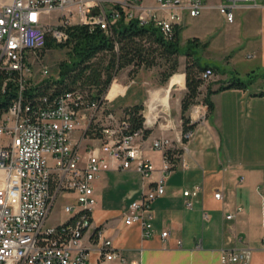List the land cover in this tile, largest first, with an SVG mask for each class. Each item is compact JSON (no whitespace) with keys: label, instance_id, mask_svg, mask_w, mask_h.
I'll return each mask as SVG.
<instances>
[{"label":"built area","instance_id":"2783aa9c","mask_svg":"<svg viewBox=\"0 0 264 264\" xmlns=\"http://www.w3.org/2000/svg\"><path fill=\"white\" fill-rule=\"evenodd\" d=\"M257 5V0H227L216 8L231 23L234 9ZM204 8L203 0H152L151 4L143 0H11L0 6V264H90L82 239L91 227L96 204L93 182L108 170L134 168L139 173L141 198L130 203L123 223L138 224L148 238L151 204L164 194V182L177 166L166 151L177 145L183 153L195 133L194 129H180L173 139L161 135L151 140L149 148L162 154L156 170L144 154L143 129L130 131L127 119L111 110L109 103L120 92L108 97L110 86L99 104L92 102L88 107H83L82 95L72 91L59 94L50 103L42 99L34 104L29 96L50 78L42 61L47 38L65 44L67 29L75 25L98 26L111 34L122 19L151 24L169 38L185 17H197ZM37 69L40 79L36 78ZM212 76V69L206 68L199 78L207 81ZM194 109L191 123L203 122L207 106ZM152 119L146 118L145 123L154 125L156 118ZM92 122L99 127L100 137L94 139L97 143L83 147ZM79 129L83 135L75 139L73 134ZM181 166L188 168L184 161ZM199 189L183 191L186 208L192 207ZM65 193L74 194L63 208L69 217L51 225L48 217L53 204ZM220 196L219 191L214 194L216 199ZM241 210L237 207L235 213ZM262 225L264 228V213ZM97 236L104 260L138 264L114 250L102 233ZM161 237L168 238L169 231H162ZM250 257L249 248L222 250L220 254L222 264H247Z\"/></svg>","mask_w":264,"mask_h":264},{"label":"crops","instance_id":"0c3cea01","mask_svg":"<svg viewBox=\"0 0 264 264\" xmlns=\"http://www.w3.org/2000/svg\"><path fill=\"white\" fill-rule=\"evenodd\" d=\"M10 1L0 0V6ZM203 1L205 8L201 14L210 9L218 10L216 6L224 4L223 0ZM257 4L256 7L236 8L246 11L242 21L235 14L233 22L223 20L231 32L240 34L230 41L228 48L238 47L247 51L245 61L248 64L241 71L234 72L239 79L245 76L247 80L249 74H264V2L257 0ZM197 17L184 18L180 26L182 45L191 38L204 42L205 37L198 33V27H192V19ZM211 48L212 43L209 42L204 49L195 46L194 56L206 53L212 58L215 54L211 53ZM230 51L220 54L228 56L227 64L235 66L243 61V58H238V53L233 55ZM185 66L186 62L182 63L179 58V68L175 73L179 80L177 78L170 90L176 87L186 89ZM213 75L208 85L212 90L230 80L228 74L220 75L218 69L213 71ZM138 78L137 74L129 82L122 78L120 84H113L116 92L110 98L120 92L111 100V109L117 116L122 115L125 107L145 103L146 90ZM259 81L260 78L252 80L245 89H226L211 95L212 112L203 122L195 123V133L187 142V150L164 182V194L151 204L152 231L148 238L138 224L127 226L123 223L130 203L141 198L143 184L139 173L134 168L108 170L94 180L96 205L91 213V227L82 239L90 264H120L117 260L107 261L101 257L98 233L111 240L114 250L128 261L138 264H222V250L242 248L251 250L247 264H264V95H259L264 93V87ZM153 93H157L154 108L157 103L168 100L169 92L165 95L164 91H154L148 102ZM161 135H165L164 131ZM153 139H150V134L145 138L144 154L158 170L162 154L149 148ZM183 161L188 168L181 166ZM157 175L156 171L153 178ZM195 186H199V192L193 198L192 207L186 208L182 193ZM218 191L221 196L216 199L214 194ZM237 207L242 209L241 212L235 213ZM229 214L234 216L228 219ZM164 230L169 231L166 239L161 237ZM178 240L181 241L180 246L177 245Z\"/></svg>","mask_w":264,"mask_h":264},{"label":"trees","instance_id":"16d2710c","mask_svg":"<svg viewBox=\"0 0 264 264\" xmlns=\"http://www.w3.org/2000/svg\"><path fill=\"white\" fill-rule=\"evenodd\" d=\"M67 32L69 39L65 44H55L47 38L43 52L51 48H67L68 60L59 64L56 77H50L42 82V86L31 89V91L35 89L33 96H29L31 102L42 103V99H47V103H50L59 94L72 91L82 95L83 107H88L92 102L99 104L114 77L126 68H130L131 74H135L141 68L159 67L160 82L164 85L177 72L179 57L185 56L186 92L180 100L181 128L183 132L195 128L196 124L191 123L186 114L200 94L203 80L199 78V74L206 68H211L212 71L217 68L200 65L193 49L195 46L204 49L208 46V42L191 38L182 45L181 28L178 26L169 38H164L151 24L140 25L136 20L123 19L118 22L111 34H106L98 26L90 28L86 25L71 26ZM251 83L252 76L249 74V78L245 81L239 78L230 79L220 84L216 90L207 87L204 96V104L207 106L206 116L214 107L211 100L213 93L232 88L245 89ZM259 95L264 93L261 92ZM142 110V104L125 107L121 116L127 119L130 131L143 129L145 139L150 134V130L143 127ZM86 136L98 139L99 127L92 122L86 130ZM181 153L180 148L166 151L168 158L174 164L178 162Z\"/></svg>","mask_w":264,"mask_h":264},{"label":"rangeland","instance_id":"374dc122","mask_svg":"<svg viewBox=\"0 0 264 264\" xmlns=\"http://www.w3.org/2000/svg\"><path fill=\"white\" fill-rule=\"evenodd\" d=\"M146 4H151L152 0H143ZM224 4L227 3V0H223ZM235 16L239 17V20L242 21L246 11L237 10L234 9ZM224 17L219 13L216 9H210L203 11L200 17H197L195 19H192L193 26L192 27H198V33L205 37L204 42L212 43L211 53L215 54L212 56V58L207 57L208 55L204 53L202 56L198 57L200 65H211L218 69L219 74H228L229 78L236 79L238 76L234 74L235 70L239 71L241 68L245 67V64H248L247 61H245V54L247 51L243 50V48L239 49L238 47L228 48V45L231 40H234L235 38L240 37L238 32H231V29L226 27L224 25ZM192 31V28H191ZM197 31V30H193ZM233 49V52L230 51ZM67 48H51L47 49L42 54V61L44 66H46L48 70L47 77H56L57 76V68L59 64L63 61L68 60L67 55ZM243 50V52H242ZM227 51H230V53L239 54L238 58H243V61H240L235 66L233 64H227L226 60L228 56H220V54L226 53ZM240 51V52H239ZM204 56V57H203ZM222 57V59L220 58ZM182 63H185L186 58L184 56H180ZM160 68L159 67H153L150 69L141 68L137 73L131 74L130 68L123 69L120 71L112 80L110 84V88L108 90V97L111 96L112 93L116 92L113 91V84L116 82L117 84H120L122 81V78L126 80V82H129L131 78L135 77L138 74V79L142 82L143 88L146 90L147 99L145 103H143V110L141 111V114L143 116V127L147 130H150V139H153L155 137H158L161 135V133L164 131V134L170 138H174L175 131H178L182 129V121L180 118V100L183 97L184 93L186 92V89H179L176 87L175 89L169 90L168 93V102L165 103H157L155 110L150 113L149 102L148 98L151 92L158 91L159 93L163 92L169 83V80L172 79L173 76H176L178 74H174L166 84L161 85V77L159 75ZM232 71V72H231ZM241 71V70H240ZM36 78L40 79L41 75L38 72V69L36 71ZM177 78L179 80V77L176 76V82ZM214 78V75L207 81H203V84L200 87V94L195 100V103L190 106L187 116L190 118V121H192L191 115L193 111L195 110V107H199L201 109V106L204 105V96L206 94V90L208 85L211 84L212 79ZM260 83L264 87V74L258 73L254 76H252V80H259ZM240 79L242 81L246 80L245 76H241ZM176 84V83H175ZM174 84V85H175ZM109 106H111V103H109ZM179 109V112H178ZM207 111V110H206ZM151 116L152 118H156V123L154 125H149L145 123L146 118L148 116ZM153 120V119H152ZM98 124H102V122H98ZM160 126H164L165 129H160ZM83 135L82 129H79L74 132L73 137L75 139H80ZM97 143V140H94L90 136H86L83 141V147H88L89 145ZM175 148H179L177 145H175ZM74 198V194L72 193H65L61 196H59L52 207V210L48 217V223L49 224H57L60 222H63L67 217L68 214L64 213L63 208L66 204H69L72 202V199ZM96 200V199H95ZM96 205V204H95ZM95 207V206H94Z\"/></svg>","mask_w":264,"mask_h":264},{"label":"bare ground","instance_id":"6f19581e","mask_svg":"<svg viewBox=\"0 0 264 264\" xmlns=\"http://www.w3.org/2000/svg\"><path fill=\"white\" fill-rule=\"evenodd\" d=\"M176 83V76L175 77H173L170 81H169V85H168V87L164 90V94L166 95L168 92H169V90H170V88L174 85ZM157 93H153V95H152V98H151V100H150V102H149V109H150V113L155 109L154 108V104H153V101H154V99L156 98V95ZM148 120L149 121H151V116L149 115L148 116ZM148 123V122H147Z\"/></svg>","mask_w":264,"mask_h":264}]
</instances>
